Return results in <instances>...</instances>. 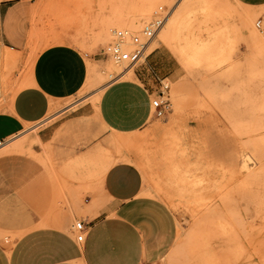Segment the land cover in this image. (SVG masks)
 I'll return each instance as SVG.
<instances>
[{"label":"rangeland","instance_id":"obj_1","mask_svg":"<svg viewBox=\"0 0 264 264\" xmlns=\"http://www.w3.org/2000/svg\"><path fill=\"white\" fill-rule=\"evenodd\" d=\"M141 1L33 0L27 38L32 42L23 47V67L17 53L0 49V62L16 60L1 65L16 82L15 90L12 78L1 83L10 88L1 94L15 95L26 85L39 52L67 43L87 60L88 76L76 97L53 106L50 113L86 104L96 113L44 122L43 128L52 123L57 128L45 144L36 128L7 141L0 150V178L11 192L20 186V201H30L33 210L38 211L42 197L51 200L48 215L62 218L77 202L82 205L84 196L100 190V167L132 159L143 175L144 191L165 185L169 198L146 195L164 202L177 222L176 243L159 264H264V166L259 168L264 164V0H211L185 11L174 36H163L161 29L146 56L158 47L167 49L173 57L170 65L179 70L177 81L165 80L168 89H161L171 111L161 118L153 111L141 132H109L98 115L103 91L116 80L134 79L145 60L127 67L101 54L117 32L126 33L115 26L139 14ZM175 8H155L147 27L159 13L168 14L165 24L170 26ZM245 21L253 22L262 38H252ZM107 26L115 32L104 36ZM144 29L130 31V36L141 37ZM126 68L132 69V77L121 75ZM32 137L39 139L35 146L12 152L13 145ZM33 146L40 157L31 153ZM246 163L255 172L248 179ZM78 221H69L68 230ZM17 238L0 231L3 245Z\"/></svg>","mask_w":264,"mask_h":264},{"label":"crops","instance_id":"obj_2","mask_svg":"<svg viewBox=\"0 0 264 264\" xmlns=\"http://www.w3.org/2000/svg\"><path fill=\"white\" fill-rule=\"evenodd\" d=\"M32 5L33 0L0 1V49L17 53L19 67L25 63L24 45L32 42L27 39ZM66 44L52 45L38 53L26 85L17 94H1L10 88L0 86V144L31 128L38 130V137L45 144L52 140L57 128L56 123L43 128L44 122L49 124L67 114L76 113V119L96 113L91 104L76 109L67 105L50 113L53 106L76 97L88 76L85 57ZM172 59L167 49L158 47L146 58L145 65L135 70L134 79L116 80L104 89L98 115L109 132L143 131L153 115L151 93L161 91L160 82L174 83L180 75L170 65ZM11 62L16 60L0 62V85L12 78L11 87L15 90V76L8 75L1 66ZM108 142H104L107 149ZM35 143L25 140L12 152H23ZM34 146L31 153L40 157ZM134 163L132 159L131 163L121 159L100 167V190L84 196L83 204L77 202L75 209H68L62 218L48 215L51 200L44 201L42 197L38 211L33 210L30 201H20L16 191L20 186H14L12 193L0 178V231L18 235L12 245L0 243V264L161 263L176 243L177 222L164 202L144 194L143 175ZM40 219V226L35 227ZM73 219L83 221L88 228L81 243L73 229L68 230Z\"/></svg>","mask_w":264,"mask_h":264},{"label":"built area","instance_id":"obj_3","mask_svg":"<svg viewBox=\"0 0 264 264\" xmlns=\"http://www.w3.org/2000/svg\"><path fill=\"white\" fill-rule=\"evenodd\" d=\"M165 13L156 14L151 26L144 29L141 37H133L128 33L117 32L115 42L102 51L104 57H110L117 64H124L127 67H135L142 60H146V52L153 41V37L158 29L163 26ZM161 89H168L167 85L160 82ZM151 108L157 117H165L171 111V103L164 100L162 90L159 93H151ZM76 240L81 243L84 241L88 231L83 221H78L73 226Z\"/></svg>","mask_w":264,"mask_h":264},{"label":"bare ground","instance_id":"obj_4","mask_svg":"<svg viewBox=\"0 0 264 264\" xmlns=\"http://www.w3.org/2000/svg\"><path fill=\"white\" fill-rule=\"evenodd\" d=\"M211 0H142L141 3H142V8L140 9V12L139 14L137 15H132V16H129V20H127V22L125 23H117L116 26L113 24V26L117 27V28H121L122 30H124L126 33H128L130 35V31H139L143 28H147V25L149 24L150 22V18H151V13L152 11L155 9V8H160L161 6H163L164 4H168V6H173L175 4V9L177 10L178 9V13L175 15V10L173 11V13L171 14L170 18L172 19L171 20V25L170 26H166L167 23L165 24V21H166V18H167V15L165 16V20L163 22V26L158 29L154 35V37H156L157 33L161 30V29H165V32L163 34V36H174L176 34V31H175V26L178 25V23L180 22V19H181V16L182 14L185 12V11H190L194 8V6L196 5H203L205 4L206 2H209ZM177 12V11H176ZM153 23V22H152ZM152 23L149 25L151 26ZM165 24V25H164ZM260 23H258V26H259ZM245 25L247 27H249L250 29V34H251V37L254 38V39H259V38H262V36L259 34L260 32H258V30L256 29L255 25L253 24V22H249V21H245ZM244 28V27H243ZM245 29V28H244ZM115 32V29L110 27V26H107L105 28V30L103 31V35L105 36H109L111 35V33ZM132 36V34H131ZM137 37V36H136ZM139 37V36H138ZM153 37V38H154ZM8 50V49H7ZM8 51H10L9 53H11L12 51L9 49ZM6 57V56H5ZM115 67V66H113ZM132 67V66H131ZM116 68V67H115ZM110 72V71H109ZM117 72V71H116ZM122 76H126V77H132L134 75V72L132 71L131 68H126L124 70V72L122 71ZM53 109V108H52ZM54 110V109H53ZM30 139V137H29ZM25 140V139H24ZM39 140V139H38ZM32 143L34 144L35 142H37V139H35V137H32L31 140ZM9 142V141H8ZM24 142V141H23ZM11 143V141H10ZM9 144V143H7ZM6 143L5 144H0V148L2 147H5L7 145ZM19 144V143H18ZM16 143V145H18ZM22 144V143H21ZM28 144V143H27ZM13 145V149L16 148L17 146ZM20 145V144H19ZM18 145V147H19ZM11 146V145H10ZM20 146H23V145H20ZM10 148V147H9ZM11 148V149H12ZM22 148V147H21ZM24 151V150H23ZM251 161V159H250ZM264 166L263 165H260L259 168H262ZM244 169H245V172H246V177L248 179V177H251V175L255 172L251 171L250 170V166L248 163H246L244 165ZM158 189L156 192L154 191H144L145 194H148V195H151L152 193H161L164 195V197L166 198H169V193L166 191L165 189V185L161 186L160 184H158Z\"/></svg>","mask_w":264,"mask_h":264}]
</instances>
